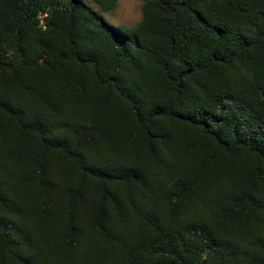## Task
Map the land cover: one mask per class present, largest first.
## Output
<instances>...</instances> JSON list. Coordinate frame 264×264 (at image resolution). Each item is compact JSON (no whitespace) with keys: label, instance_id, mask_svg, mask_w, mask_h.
Masks as SVG:
<instances>
[{"label":"trees","instance_id":"1","mask_svg":"<svg viewBox=\"0 0 264 264\" xmlns=\"http://www.w3.org/2000/svg\"><path fill=\"white\" fill-rule=\"evenodd\" d=\"M84 1L0 0V264H264V0Z\"/></svg>","mask_w":264,"mask_h":264},{"label":"rangeland","instance_id":"2","mask_svg":"<svg viewBox=\"0 0 264 264\" xmlns=\"http://www.w3.org/2000/svg\"><path fill=\"white\" fill-rule=\"evenodd\" d=\"M145 0H118L117 8L109 13H104L98 7L88 1H84L87 8L99 15L112 27L120 25L135 26L142 19V6Z\"/></svg>","mask_w":264,"mask_h":264},{"label":"built area","instance_id":"3","mask_svg":"<svg viewBox=\"0 0 264 264\" xmlns=\"http://www.w3.org/2000/svg\"><path fill=\"white\" fill-rule=\"evenodd\" d=\"M43 23V22H42Z\"/></svg>","mask_w":264,"mask_h":264}]
</instances>
